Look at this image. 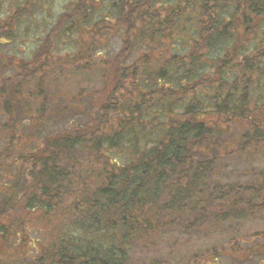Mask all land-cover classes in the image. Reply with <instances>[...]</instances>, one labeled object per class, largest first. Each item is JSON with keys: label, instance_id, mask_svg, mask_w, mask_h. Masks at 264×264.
<instances>
[{"label": "trees", "instance_id": "1", "mask_svg": "<svg viewBox=\"0 0 264 264\" xmlns=\"http://www.w3.org/2000/svg\"><path fill=\"white\" fill-rule=\"evenodd\" d=\"M54 1L0 0V238L15 240L1 264H222L220 243L157 256L217 232L232 264H264V231H245L264 218V0H74L50 25ZM118 31L101 56L96 38ZM21 41L28 53L4 52ZM61 41L66 72L102 81L75 113L47 95L66 73L51 61ZM76 114L39 138L49 116Z\"/></svg>", "mask_w": 264, "mask_h": 264}, {"label": "rangeland", "instance_id": "2", "mask_svg": "<svg viewBox=\"0 0 264 264\" xmlns=\"http://www.w3.org/2000/svg\"><path fill=\"white\" fill-rule=\"evenodd\" d=\"M74 0H55L53 5L49 8L48 13H46L44 10L43 13H40L41 15V20L44 21V23L46 22V17L45 16H49L47 23L50 22V25H53V23L57 20L58 15L61 13L59 10H61L64 7H68V4ZM5 8H0V13L4 14L5 12ZM99 16V13L96 14V16L93 18V22H96L97 18ZM51 18V19H50ZM40 20V21H41ZM35 25L37 26V28L39 30L44 29V25L42 22H35ZM93 26H90V28L88 29V27L86 28H81L82 31H86L83 32V35H91L90 33L94 30L92 29ZM48 30V29H47ZM121 31L116 32L115 34H111L107 37H105L102 40H99L98 38L97 43H100V48L102 50V54L101 56H105V58H110L112 57L114 54H116L120 48L122 47V37H121ZM29 39H33L35 37L34 32H32V34H30ZM25 41V40H23ZM90 42V40H89ZM25 42H18L16 45L14 46H9V47H5L3 50L6 53L9 52H16L19 55H21L22 53H28L30 51L29 47L33 46V43H29L28 42V47H26L25 45L21 44ZM32 44V45H31ZM71 45L69 44H63L62 41L61 43L58 45V49L56 50V54L54 55V58L51 59V61H54V63H58L60 64L59 69L62 70V67H64L65 72L69 69L68 65L70 64V61L73 60V57L70 56V48ZM100 56V57H101ZM84 56H82L79 60L82 61ZM82 64H84V62L82 61ZM56 68H54L55 70ZM72 70V69H71ZM60 72V71H59ZM9 75V74H8ZM61 78V77H60ZM57 79V80H53V82L51 83V86L48 87L49 93L47 95L53 96V98H56V100H58V102H61V98L63 94H65V96L69 97V100L71 101L69 106L71 111H73L75 113L77 107H80L79 103L77 102V98L76 95H80L82 94V96H84V100L83 103H85V106H89V101L93 98V96H95V91H98L101 86H102V81L100 80L99 76L96 75V72H92V73H87L85 71H83V73H78L75 74L73 73V71H68L65 74H63L61 79ZM60 95L61 97H56L54 95ZM98 94V93H97ZM96 94V95H97ZM65 100V98H64ZM63 100V101H64ZM62 101V102H63ZM59 104V103H58ZM58 104H54V106L51 105V107H58ZM87 110H89V107H85ZM27 118V117H26ZM72 118V119H71ZM7 116H4L3 114L0 115V168H7L5 164V162L3 160L6 159L8 152L7 150H5L6 146H7V140H6V135L4 133V131L2 132V129L6 127V125L10 124V122L7 120ZM25 119V118H24ZM73 119H79L77 114L76 115H72L71 117H68L67 119L64 118H59V117H50L48 119V123L47 126L44 130V132L39 135V138L44 137L43 135L53 131V130H58L60 128H62L63 126H68L70 124V121H72ZM82 119H80L81 121ZM30 126V122L27 121L24 124H21V132L25 133L28 131ZM264 156V155H263ZM19 167L18 166H14L12 168V176L14 177V175L18 172ZM3 176H4V170L1 171L0 170V184L3 185L4 184V180H3ZM0 185V186H1ZM2 196H4L2 194ZM24 219L26 220V223L21 226V228L26 231L29 235V238H34V239H41V241H44L42 239V237H44V233L43 231H41V225H43L42 221H38L36 220L38 223L35 224H31L29 223V218L24 217ZM11 226V224H10ZM16 226V225H15ZM14 225L11 226V228L15 227ZM246 226L245 231L247 232H258V231H264V218L258 217L256 219L250 220L249 223ZM63 231V230H60ZM17 234V231H16ZM206 237V236H205ZM174 239H178L177 236H175ZM51 240H53V237H51ZM228 240V235L225 233H213V234H208L207 238H204L202 240H194L192 243H189L186 246H183V248H174L172 250L168 249V250H164L162 251L163 254L161 255H157V256H165L168 253H183L186 251H191V250H196L198 251V254H204L203 252H207L209 249V247L212 246H222V248L225 250L228 249V253L226 255L222 256V264H232L233 259L231 256V252H230V243H226L225 241ZM27 243L28 245H25L23 247V251L27 252V248L30 245H37V243L35 242H30V239H27ZM15 244V240L8 236L7 239H4L3 237L0 238V257L3 256L4 254H8L10 250H12L11 247H13V245ZM168 248V247H167ZM23 251L19 252V254H23ZM161 252V253H162ZM160 254V253H158ZM149 256H153L152 253L149 254ZM25 257V255H24ZM9 259L10 264H19L17 262H15L13 257H9L7 258ZM2 259L0 258V261ZM1 264V262H0Z\"/></svg>", "mask_w": 264, "mask_h": 264}]
</instances>
